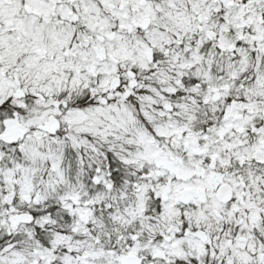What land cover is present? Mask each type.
<instances>
[{
	"label": "snow or ice",
	"instance_id": "obj_1",
	"mask_svg": "<svg viewBox=\"0 0 264 264\" xmlns=\"http://www.w3.org/2000/svg\"><path fill=\"white\" fill-rule=\"evenodd\" d=\"M0 264H264V0H0Z\"/></svg>",
	"mask_w": 264,
	"mask_h": 264
}]
</instances>
